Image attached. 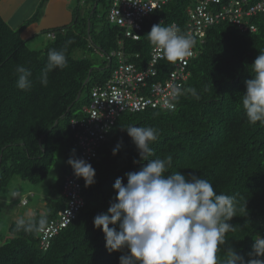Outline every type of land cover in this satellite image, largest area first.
<instances>
[{
	"label": "trees",
	"instance_id": "trees-1",
	"mask_svg": "<svg viewBox=\"0 0 264 264\" xmlns=\"http://www.w3.org/2000/svg\"><path fill=\"white\" fill-rule=\"evenodd\" d=\"M247 1L254 5L260 0ZM88 2L78 0L67 24L35 33L54 37L39 50L30 49L24 37L38 19L37 13L24 20L19 29L0 13V190L8 188L15 177L34 185L44 183L61 145L74 147V159H78L81 150L75 146L71 121L85 116L94 90L105 88L112 79L119 62L110 54L123 50L132 63L145 70L154 48L147 39L152 26L161 21L164 25L175 22L186 34L188 10L198 0H170L144 21L139 40L126 38L122 28L111 24L109 11L99 14V4L107 6L105 0H92L89 9L82 10ZM250 23L257 28L255 32L243 33L229 22L208 30L204 43L195 46L197 57L187 68L189 76L182 82V94L174 100V109L126 111L118 118L89 162L95 169V183L85 187L81 179L84 208L43 251L40 228L56 219L67 205L63 185L74 172L70 166L65 167L59 191L52 188V195L44 200L47 213L37 212L28 219L35 225L34 230L26 232L13 221L8 228L12 237L6 239L0 234V264H119L120 257L128 254L127 249L109 253L104 233L94 226V218L107 213L114 201L115 180L123 178L126 184V173L138 171L145 163L124 130L129 125L159 130V139L151 147L157 156L173 155L169 172L201 176L212 182L217 193H239L246 199L247 216L232 218L230 223L238 230L228 234L221 254L230 246L247 259L253 238L264 236V125H250L241 107L245 81L251 78L249 68L264 51V14L253 17ZM67 41H72L66 51L67 67L50 73L47 87L36 83L29 92L16 88L17 64L29 67L35 78L47 63L48 51L63 49ZM77 50L101 53L104 61L96 67L95 60L87 56L75 58ZM173 67L174 63L161 60L149 86L152 82H165ZM188 89H195L199 99ZM121 141L122 147L114 156L113 149ZM27 205L25 196L21 206Z\"/></svg>",
	"mask_w": 264,
	"mask_h": 264
},
{
	"label": "clouds",
	"instance_id": "clouds-1",
	"mask_svg": "<svg viewBox=\"0 0 264 264\" xmlns=\"http://www.w3.org/2000/svg\"><path fill=\"white\" fill-rule=\"evenodd\" d=\"M147 39L171 63L191 56L195 44L193 37L183 33L175 22L154 24ZM71 43L67 41L59 51L50 49L47 63L35 78L29 67L17 64L16 88L29 92L36 83L47 87L49 74L67 67L66 51ZM249 69L251 78L245 81L241 107L250 125H264V51H260ZM187 91L199 99L195 89ZM172 93L179 96L182 90L174 87ZM166 107L172 105L166 103ZM124 130L145 163L138 171L126 173V184L123 178L115 180L114 201L107 213L94 218V226L104 233L109 253L127 249L128 254L120 257L119 264H264L261 235L253 238L247 259L230 246L221 254L228 234L238 230L230 223L232 218L247 216L244 197L239 193H217L212 182L201 176L169 172L173 155L157 156L151 147L159 139L157 128L129 125ZM121 147L122 141L113 149L114 156ZM67 163L74 175L84 180L85 187L95 183L96 173L90 163L74 158ZM24 201L26 204L27 200ZM43 223L41 220L40 224ZM17 226L26 232L35 228L25 218H19Z\"/></svg>",
	"mask_w": 264,
	"mask_h": 264
},
{
	"label": "built area",
	"instance_id": "built-area-1",
	"mask_svg": "<svg viewBox=\"0 0 264 264\" xmlns=\"http://www.w3.org/2000/svg\"><path fill=\"white\" fill-rule=\"evenodd\" d=\"M170 0H113L109 11V22L124 30L125 37L139 40L144 21L152 13L161 10ZM264 14V0L250 5L247 0H198L188 10L187 33L195 44L191 56L174 63L173 71L165 82L148 81L158 73L157 65L163 60L162 53L153 48L151 58L145 70H140L137 63H132L123 50L112 52L110 57L118 59V67L105 88L95 89L90 107L85 109V116L71 121L75 137V146L81 150L78 159L90 162L96 157L101 143L104 142L118 118L124 112H139L147 108L174 109V87L181 88L188 79L187 68L197 57L195 46L203 44L208 30L222 22H229L245 33L255 32L251 19ZM163 22V21H161ZM160 24V23H159ZM122 46V42L119 43ZM172 105V107H166ZM81 179L74 174L63 185V196L67 199L66 208L58 217L40 228V249L47 251L52 240L72 222H74L85 201L82 197ZM25 204V201L23 202Z\"/></svg>",
	"mask_w": 264,
	"mask_h": 264
},
{
	"label": "rangeland",
	"instance_id": "rangeland-1",
	"mask_svg": "<svg viewBox=\"0 0 264 264\" xmlns=\"http://www.w3.org/2000/svg\"><path fill=\"white\" fill-rule=\"evenodd\" d=\"M42 1L43 6L40 7ZM105 2L107 6L99 4L100 15L110 11V8H107L108 6L111 7L109 4L110 0H105ZM91 4L92 0H89L88 3L82 5V10H86V8L88 10ZM77 5L78 0H3L0 5V13L15 29H19L24 24L25 18L29 17L26 13L31 15L37 13L39 17L33 22V27H30L29 30L33 33H39L46 24L52 25L61 17L63 18L65 11L70 17ZM53 40L54 37L49 38L47 33H43L30 40L28 47L32 50L43 49ZM83 56L95 60L96 67H99L104 61V55L101 53L80 50L74 52V57L77 59ZM85 95L86 92L84 93ZM75 154L76 149L74 147L61 145L56 153V160L49 171L48 178L44 183L34 185L20 177H15L10 181L8 188L0 190V234L4 238L9 239L12 237L8 231L11 222L17 221L19 218L28 220L34 217L37 212L40 214L47 213L44 200L52 195V188L56 193L59 191L58 184L63 176V170L65 167H69L67 161L69 158H74ZM14 192L17 193V196L13 195ZM25 196L28 197V205L23 207L21 206V199Z\"/></svg>",
	"mask_w": 264,
	"mask_h": 264
},
{
	"label": "crops",
	"instance_id": "crops-1",
	"mask_svg": "<svg viewBox=\"0 0 264 264\" xmlns=\"http://www.w3.org/2000/svg\"><path fill=\"white\" fill-rule=\"evenodd\" d=\"M23 1H24V0H23ZM27 1H28V0H27ZM17 8H18V7H17ZM26 14H27L29 17L25 18V21H26V19L30 18V16H32L31 14H28V13H26ZM71 17H72V13H71V15H70V17H69L67 11H65L63 18L61 17L60 19H58L57 21H55L54 24H52V25H50V24H46V26H43L41 29L43 30V29H46V28L54 27V26L65 25V24H67L68 22L71 21ZM30 27H33V24H32ZM30 27H29V28H30ZM29 28L27 29V32H24V37H25L28 41H30V40H32V39H34V38L36 37V36H35V35H36L35 32H34V33H33V32H30Z\"/></svg>",
	"mask_w": 264,
	"mask_h": 264
}]
</instances>
